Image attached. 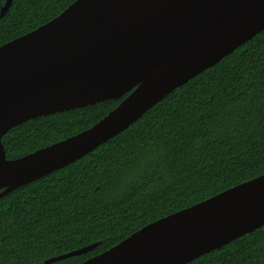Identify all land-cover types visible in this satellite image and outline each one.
Listing matches in <instances>:
<instances>
[{
    "label": "trees",
    "instance_id": "16d2710c",
    "mask_svg": "<svg viewBox=\"0 0 264 264\" xmlns=\"http://www.w3.org/2000/svg\"><path fill=\"white\" fill-rule=\"evenodd\" d=\"M5 0H0V7ZM75 0H12L0 45ZM39 116L1 138L16 159L86 130L122 99ZM264 174V29L93 151L0 197V264H80L144 225ZM185 264H264V225Z\"/></svg>",
    "mask_w": 264,
    "mask_h": 264
},
{
    "label": "water",
    "instance_id": "95a60500",
    "mask_svg": "<svg viewBox=\"0 0 264 264\" xmlns=\"http://www.w3.org/2000/svg\"><path fill=\"white\" fill-rule=\"evenodd\" d=\"M263 29L264 0H75L0 45V197L93 151ZM128 92L90 128L6 158L1 138L12 127ZM263 225L264 174L150 222L80 264H185Z\"/></svg>",
    "mask_w": 264,
    "mask_h": 264
},
{
    "label": "flooded vegetation",
    "instance_id": "af4514ba",
    "mask_svg": "<svg viewBox=\"0 0 264 264\" xmlns=\"http://www.w3.org/2000/svg\"><path fill=\"white\" fill-rule=\"evenodd\" d=\"M5 1H6V0H5ZM5 1H4V3H5ZM4 3L2 4V6L4 5ZM11 3H12V2H11ZM2 6H1V7H2ZM10 6H11V5H10ZM1 7H0V8H1ZM6 13H7V12H6ZM6 13H5V14H6ZM3 16H4V15H3ZM3 16H2V17H3ZM2 17H1V18H2Z\"/></svg>",
    "mask_w": 264,
    "mask_h": 264
},
{
    "label": "bare ground",
    "instance_id": "6f19581e",
    "mask_svg": "<svg viewBox=\"0 0 264 264\" xmlns=\"http://www.w3.org/2000/svg\"><path fill=\"white\" fill-rule=\"evenodd\" d=\"M156 72V71H155Z\"/></svg>",
    "mask_w": 264,
    "mask_h": 264
}]
</instances>
